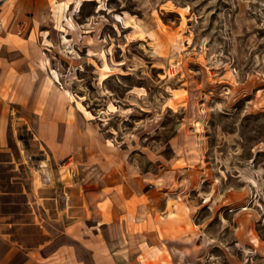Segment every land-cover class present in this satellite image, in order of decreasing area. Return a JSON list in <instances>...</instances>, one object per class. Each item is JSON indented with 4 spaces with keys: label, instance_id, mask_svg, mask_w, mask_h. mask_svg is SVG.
<instances>
[{
    "label": "rangeland",
    "instance_id": "374dc122",
    "mask_svg": "<svg viewBox=\"0 0 264 264\" xmlns=\"http://www.w3.org/2000/svg\"><path fill=\"white\" fill-rule=\"evenodd\" d=\"M55 5L40 30L51 86L68 103L59 113L99 132L144 184L156 229L146 243L174 249L176 264H264V0ZM7 115L0 232L34 248L57 232L58 210L79 205L71 185L101 172L48 157Z\"/></svg>",
    "mask_w": 264,
    "mask_h": 264
},
{
    "label": "crops",
    "instance_id": "0c3cea01",
    "mask_svg": "<svg viewBox=\"0 0 264 264\" xmlns=\"http://www.w3.org/2000/svg\"><path fill=\"white\" fill-rule=\"evenodd\" d=\"M59 1L8 0L0 5V110L3 122L10 111L34 138L40 137L48 157L69 156L78 172L101 174L71 185L78 190L79 205L55 213L59 228L44 244L26 248L0 232V264H176L174 249L166 245L169 261L163 254L167 248L146 243L156 229H146L144 184L130 167L119 168L117 149L93 127L59 113L68 103L56 99L59 93L51 86L52 58L44 48L50 39L40 30L45 22L51 24L55 14L47 13L55 12ZM89 153L98 157L96 165L87 160Z\"/></svg>",
    "mask_w": 264,
    "mask_h": 264
},
{
    "label": "built area",
    "instance_id": "2783aa9c",
    "mask_svg": "<svg viewBox=\"0 0 264 264\" xmlns=\"http://www.w3.org/2000/svg\"><path fill=\"white\" fill-rule=\"evenodd\" d=\"M8 0H0V5L4 4Z\"/></svg>",
    "mask_w": 264,
    "mask_h": 264
}]
</instances>
